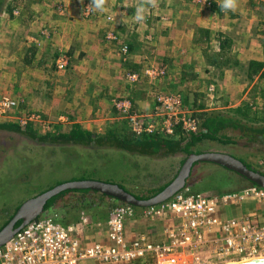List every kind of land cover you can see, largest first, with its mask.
<instances>
[{"label": "crops", "instance_id": "obj_1", "mask_svg": "<svg viewBox=\"0 0 264 264\" xmlns=\"http://www.w3.org/2000/svg\"><path fill=\"white\" fill-rule=\"evenodd\" d=\"M47 1L32 4L30 13L13 14L6 9L0 14V95L17 99L21 107L43 117L56 114L65 118L67 114L72 124L102 132L96 127L100 122L125 119L117 108L120 102L129 103L133 113L150 115L154 93L163 90L168 81L184 91V107L190 104L188 90L196 85L188 79V70L203 72L205 79L213 77L203 90L198 87L192 93V110L226 111L249 101V90L263 74L264 42H258L254 26L264 20V0H238L235 12H223L221 0H204L206 4L193 0H106L103 11L96 13L93 4H81V0H63L66 4ZM141 5L147 8L146 19L134 22ZM197 28L208 30L209 43L204 37L196 40ZM224 39L229 49L220 48ZM123 44L128 45L126 56L121 52ZM59 52L68 57L61 71L55 66ZM251 60L263 65L250 79L246 73ZM154 63L167 67L164 79L140 77L132 84L124 75ZM210 84L213 92L208 91ZM202 91L205 95L215 93L217 101L212 97L211 104L203 105ZM247 144L245 140L237 143ZM216 145L229 154L236 146ZM224 211L247 212L252 207L232 205ZM137 223L138 230L151 231L149 222ZM155 228L160 229V224L155 223Z\"/></svg>", "mask_w": 264, "mask_h": 264}, {"label": "built area", "instance_id": "obj_2", "mask_svg": "<svg viewBox=\"0 0 264 264\" xmlns=\"http://www.w3.org/2000/svg\"><path fill=\"white\" fill-rule=\"evenodd\" d=\"M121 52L128 54L127 44ZM67 62V55L59 52L56 70H64ZM166 73V66L152 64L141 72L126 71L125 77L134 84L140 77L154 81ZM208 91H214L213 85ZM17 105V100L0 95V115ZM117 108L136 134H172L177 125L184 133L198 130L197 118L183 108L177 93L155 92L150 115L133 113L125 102ZM147 116L151 120L146 121ZM38 119L35 113H26L17 122L25 126ZM232 205H246L252 211H224ZM137 222H149L151 231L138 230ZM155 223L160 229H154ZM263 256L264 188L257 186L221 194L184 187L157 205L120 203L98 221L82 214L77 222L63 224L42 214L0 246V264H227Z\"/></svg>", "mask_w": 264, "mask_h": 264}, {"label": "rangeland", "instance_id": "obj_3", "mask_svg": "<svg viewBox=\"0 0 264 264\" xmlns=\"http://www.w3.org/2000/svg\"><path fill=\"white\" fill-rule=\"evenodd\" d=\"M50 1L51 4H66L63 0ZM193 1L198 4H206L204 0ZM47 2V0H5L0 14L8 6L11 7L13 14L14 10H17L20 14L22 12L25 14L30 13L32 4H46ZM81 4H93V0H81ZM104 4H107L106 0H104ZM94 12L96 13L95 10ZM106 18L110 19L112 17L107 15ZM254 27L257 30V40L261 44L264 42V20L259 21ZM227 58L229 57L227 56ZM230 60L233 61V58L230 57ZM148 66H151V64H147L146 67ZM187 75L188 79L196 84L194 89L188 90L190 92L188 96L186 95L188 103L192 104V93H195L198 87H201L200 89L203 90L205 83H207L206 81H213V77L205 79L203 72L194 73L190 70L187 71ZM168 82L161 91L177 93L182 99L184 91L182 92L177 84L171 83V81ZM216 82L217 80L214 83ZM257 82L249 90V101L255 107L256 112H258L257 114H261L260 116L263 118L264 68L263 76ZM219 92L220 90H218ZM202 94L203 105L208 101L211 104L212 97L213 100L217 101L214 97L215 93H211V96L207 93L205 95L204 91H202ZM190 104H186L183 108L191 113L197 112L196 109L192 110ZM206 107L208 109L211 106ZM26 113H35L38 116V120L31 121L30 123H33L42 132L67 131L70 126L69 124L73 123H71L72 119L68 118L69 116L67 114L64 115L65 120L57 118L58 115L56 114L52 117H43L26 107H21L19 103L9 113L0 115V122L9 120L17 122ZM149 118L146 117V121L151 120ZM248 119L252 120L251 117ZM124 120H126L131 129V125L127 121L128 119ZM255 121L258 120H252V122ZM27 124H29V121ZM99 126L102 128V132H105L112 127L120 128L122 124L118 120L114 123L100 122L96 127L99 128ZM216 144L218 143L214 141L202 140L195 147V150L198 152L220 151L216 147ZM229 150L232 153L231 155L244 159L252 167L264 172V143H248L245 146L236 145ZM184 157L185 155L183 153H176L166 157H149L114 148L49 144L38 142L18 132L7 133L0 131V227L23 201L59 182L79 177L120 183L137 195L149 194L148 191L164 185L175 176L181 166L180 161ZM209 166H199L196 179H200L201 181L195 184V187H192L191 191L216 194L217 190L233 189L239 186L244 180L239 174L231 170L224 169L223 167L212 168ZM106 205V208L96 209L95 211H98L102 216L109 215L112 208L108 207V203ZM89 212L91 211L86 210L85 213L88 214ZM43 214L52 215L57 220H60L62 216L61 212L55 213L53 209L51 211H45ZM80 215L82 216L81 212L78 217ZM97 219H100L99 216H94L93 221Z\"/></svg>", "mask_w": 264, "mask_h": 264}, {"label": "trees", "instance_id": "obj_4", "mask_svg": "<svg viewBox=\"0 0 264 264\" xmlns=\"http://www.w3.org/2000/svg\"><path fill=\"white\" fill-rule=\"evenodd\" d=\"M4 1L5 0H0V11L2 10ZM6 9L11 12L10 6L6 7ZM203 37L205 42L209 43L208 30H205L204 28H197L196 40H200ZM229 47L230 45L226 39L220 41L221 49L226 50L229 49ZM225 60L226 58H224V61ZM262 65V62L251 60L248 63V69L246 73L247 77L251 79L254 75L258 74ZM262 76L263 74H259V77ZM257 113L258 112H256L253 104L249 102H242L240 105L229 108V110L226 111L204 109L197 110V112L192 114L198 120V130L190 133H184L180 129V126L177 125L174 127L172 134H163L159 132H141L136 134L132 132L126 120L121 122L122 126L120 128L112 127L105 132L90 131L84 129L80 124L74 123L67 131L57 130L55 132L42 133L33 129L30 124L22 126L18 122L12 120L0 122V129L18 132L38 142L49 144H71L114 148L133 154L146 155L149 157H166L176 153H183L186 157L190 153L198 152L195 150V147L202 140L214 141L220 145H237L239 140H245L247 143L252 144H263L264 116L261 118V114L259 115ZM247 117H251L252 120L258 121L252 122V120L248 119ZM185 157L181 159V164ZM239 159L248 168L257 170L244 159ZM200 165H210L209 167L212 168L222 167L209 162L198 161L193 163L185 187H189L191 189L192 187H195V184L201 181L200 179H196ZM240 177L244 179L240 185L233 189H227L228 191H234L248 186H255L249 183L243 176L240 175ZM75 179H84V177ZM168 182L158 188L148 191L149 194L142 195L132 193L122 184H118L138 198H147L160 191L164 186L167 185ZM227 190H217L216 194L228 192ZM115 201L116 200L113 197L103 194L97 190H91L89 188L66 189L47 200L44 207V212L50 211L52 209L55 213L61 212L62 216L60 220L58 219V221L63 224H66L70 221L77 222L80 218L78 217L80 212L81 214H87L85 213L86 210L91 211L86 216L92 220H94V216H99L100 219H105L108 215L102 216L98 211L95 210L106 208L107 203L109 208H113L120 204L118 201L115 203ZM12 215L13 214L8 217L3 225L11 218ZM3 225H1V227Z\"/></svg>", "mask_w": 264, "mask_h": 264}, {"label": "water", "instance_id": "obj_5", "mask_svg": "<svg viewBox=\"0 0 264 264\" xmlns=\"http://www.w3.org/2000/svg\"><path fill=\"white\" fill-rule=\"evenodd\" d=\"M209 162L243 176L249 183L264 188V173L248 168L238 157L222 151L193 152L187 155L175 176L160 191L147 198H138L118 183L98 179H73L58 183L23 201L11 218L0 228V246L30 221L44 213L48 199L66 189L89 188L113 197L119 203L136 207H148L165 202L182 190L187 182L193 163ZM19 222V223H18ZM227 264H264V256Z\"/></svg>", "mask_w": 264, "mask_h": 264}, {"label": "clouds", "instance_id": "obj_6", "mask_svg": "<svg viewBox=\"0 0 264 264\" xmlns=\"http://www.w3.org/2000/svg\"><path fill=\"white\" fill-rule=\"evenodd\" d=\"M238 0H221L219 8L223 12H235L238 8ZM94 10L103 11L104 9V0H93L92 5ZM147 8L143 5L139 6L136 9L134 22H142L146 19Z\"/></svg>", "mask_w": 264, "mask_h": 264}]
</instances>
